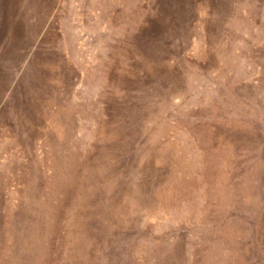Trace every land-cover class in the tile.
I'll return each mask as SVG.
<instances>
[{
    "label": "rangeland",
    "instance_id": "374dc122",
    "mask_svg": "<svg viewBox=\"0 0 264 264\" xmlns=\"http://www.w3.org/2000/svg\"><path fill=\"white\" fill-rule=\"evenodd\" d=\"M0 264H264V0H0Z\"/></svg>",
    "mask_w": 264,
    "mask_h": 264
}]
</instances>
